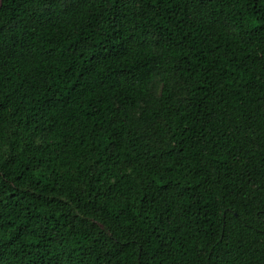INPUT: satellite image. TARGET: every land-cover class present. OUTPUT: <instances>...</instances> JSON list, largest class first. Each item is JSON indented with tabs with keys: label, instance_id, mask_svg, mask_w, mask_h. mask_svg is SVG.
<instances>
[{
	"label": "trees",
	"instance_id": "16d2710c",
	"mask_svg": "<svg viewBox=\"0 0 264 264\" xmlns=\"http://www.w3.org/2000/svg\"><path fill=\"white\" fill-rule=\"evenodd\" d=\"M0 264H264V0H0Z\"/></svg>",
	"mask_w": 264,
	"mask_h": 264
}]
</instances>
